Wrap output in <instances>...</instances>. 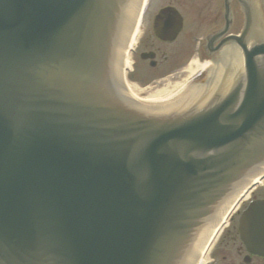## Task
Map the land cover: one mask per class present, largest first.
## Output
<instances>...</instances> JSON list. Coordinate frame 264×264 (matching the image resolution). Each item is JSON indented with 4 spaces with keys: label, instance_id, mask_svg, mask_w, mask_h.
Wrapping results in <instances>:
<instances>
[{
    "label": "water",
    "instance_id": "95a60500",
    "mask_svg": "<svg viewBox=\"0 0 264 264\" xmlns=\"http://www.w3.org/2000/svg\"><path fill=\"white\" fill-rule=\"evenodd\" d=\"M137 4L0 0V264H188L264 165V41L238 111L148 114L116 78Z\"/></svg>",
    "mask_w": 264,
    "mask_h": 264
},
{
    "label": "flooded vegetation",
    "instance_id": "af4514ba",
    "mask_svg": "<svg viewBox=\"0 0 264 264\" xmlns=\"http://www.w3.org/2000/svg\"><path fill=\"white\" fill-rule=\"evenodd\" d=\"M125 36L131 45L121 56L124 85L139 100L160 92L151 96L159 101L151 111L194 116L227 105L233 113L244 104L245 52L264 41V0H144ZM187 82L198 89L179 92ZM255 201H264V179L219 218L201 264H264V212L248 213Z\"/></svg>",
    "mask_w": 264,
    "mask_h": 264
},
{
    "label": "bare ground",
    "instance_id": "6f19581e",
    "mask_svg": "<svg viewBox=\"0 0 264 264\" xmlns=\"http://www.w3.org/2000/svg\"><path fill=\"white\" fill-rule=\"evenodd\" d=\"M198 66L200 67L201 65L196 64V67H198ZM158 93H160V92H157V94L149 95L150 97L148 96L149 98H148V99H145V100L153 99L152 97H156V96L158 95ZM169 94H170V93H169ZM151 96H152V97H151ZM258 179H259V178H257L253 183L257 182ZM253 183H252V184H253ZM246 191H247V189H246L241 195H244ZM241 195H240V196H241ZM240 196H239V197H240ZM220 225H221V224H219V226H220ZM219 226L217 227V229H216V231L214 232L213 236L218 232V230H219ZM201 262H203V260H202V258L200 257L199 262H198L197 264H200Z\"/></svg>",
    "mask_w": 264,
    "mask_h": 264
},
{
    "label": "rangeland",
    "instance_id": "374dc122",
    "mask_svg": "<svg viewBox=\"0 0 264 264\" xmlns=\"http://www.w3.org/2000/svg\"><path fill=\"white\" fill-rule=\"evenodd\" d=\"M170 91H165L164 93H163V95L162 96H167L166 94H168Z\"/></svg>",
    "mask_w": 264,
    "mask_h": 264
}]
</instances>
